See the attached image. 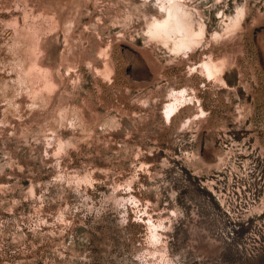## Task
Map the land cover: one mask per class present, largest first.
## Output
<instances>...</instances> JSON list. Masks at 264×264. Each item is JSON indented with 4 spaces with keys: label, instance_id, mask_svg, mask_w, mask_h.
I'll use <instances>...</instances> for the list:
<instances>
[{
    "label": "rangeland",
    "instance_id": "1",
    "mask_svg": "<svg viewBox=\"0 0 264 264\" xmlns=\"http://www.w3.org/2000/svg\"><path fill=\"white\" fill-rule=\"evenodd\" d=\"M178 1L0 0V264H264V0Z\"/></svg>",
    "mask_w": 264,
    "mask_h": 264
},
{
    "label": "bare ground",
    "instance_id": "2",
    "mask_svg": "<svg viewBox=\"0 0 264 264\" xmlns=\"http://www.w3.org/2000/svg\"><path fill=\"white\" fill-rule=\"evenodd\" d=\"M190 8V7H189ZM181 9V3L178 0H171V2L168 4L167 6V18L164 19L163 21H160L158 24H156V30L159 32L161 31H174V27L178 28V26L182 25V22L184 21V18H182L181 16H183L180 12ZM186 10V9H185ZM183 11V10H182ZM189 12V11H188ZM190 13V12H189ZM241 13V11H240ZM223 14V13H222ZM191 15V14H190ZM193 16V15H192ZM240 16V14H239ZM192 18V17H191ZM186 21V20H185ZM184 23V22H183ZM188 23V21H187ZM191 23V22H190ZM234 23V22H233ZM204 26V25H203ZM153 28V27H152ZM202 28V27H201ZM154 29V28H153ZM190 29V28H189ZM153 31V30H152ZM154 32V31H153ZM153 32L152 35H153ZM155 33V32H154ZM158 35V34H157ZM190 34H188L187 36H189ZM185 37V36H184ZM176 38V37H175ZM194 39V38H193ZM191 40V39H190ZM189 41V40H188ZM174 42V41H173ZM190 44V43H189ZM174 45V44H173ZM178 45V44H177ZM186 47V46H185ZM184 48V47H183ZM217 61V60H216ZM215 61V62H216ZM210 62V61H209ZM206 64V66H208L207 72L210 73H214L216 72V70L220 69V64L219 63H209ZM221 72V71H220ZM169 109V108H168ZM174 110V109H173ZM173 110H171L173 112ZM168 111V110H167ZM172 112L170 114H172ZM170 116V115H169ZM212 188V187H211ZM226 193V192H225ZM261 208V207H260Z\"/></svg>",
    "mask_w": 264,
    "mask_h": 264
}]
</instances>
